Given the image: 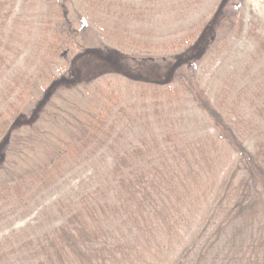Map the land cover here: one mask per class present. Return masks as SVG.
<instances>
[{"label":"rangeland","instance_id":"rangeland-1","mask_svg":"<svg viewBox=\"0 0 264 264\" xmlns=\"http://www.w3.org/2000/svg\"><path fill=\"white\" fill-rule=\"evenodd\" d=\"M63 3L77 30L67 56L52 52L49 43ZM10 7L7 23L0 18V42L10 47L0 54L1 241L57 229L62 222L57 207L76 203L83 189L93 187L99 173L119 159L122 150L116 146L90 147L71 159L60 155L82 139L85 118L103 109L95 101L111 93L117 109L139 102L130 104L127 117H137L145 104L149 119L142 116L121 131L125 121L119 118L110 141L143 139L141 152L156 164L176 163L178 146L210 153L201 170L204 185L217 188V199L221 186L229 180L238 184L244 173L234 159L224 167L212 160L234 152L227 141L219 143L214 123L194 99L195 89L264 162V0H11ZM140 122L146 123L136 125ZM202 142L218 150L201 153ZM51 160L63 165V177L47 188V177L39 179ZM207 211L182 230L184 238L174 237L175 251L157 253L155 244L127 247L128 264H225L220 245L207 246L212 233L205 231L211 223ZM259 211L264 214V203ZM260 222L246 227L238 240L257 241L264 217ZM262 246L257 264H264Z\"/></svg>","mask_w":264,"mask_h":264},{"label":"trees","instance_id":"trees-1","mask_svg":"<svg viewBox=\"0 0 264 264\" xmlns=\"http://www.w3.org/2000/svg\"><path fill=\"white\" fill-rule=\"evenodd\" d=\"M10 3L11 0H0V18L4 24L12 15ZM64 4L59 7L61 13H58V22L50 28L52 33L49 43L52 52L67 56L75 47L77 30ZM8 50L10 47L0 42V54ZM194 94L198 107L214 123L219 143L228 142L232 148L230 152H234H223V156L217 155L212 160L218 158L223 166L234 159L240 166L239 171L244 173L238 184L229 180L221 186L220 190L223 191L219 192L221 196L217 199L214 197L217 188L213 183L204 185L206 173L201 170L202 160L206 161L210 153L198 154L178 146L180 150L174 154L178 157L176 163L165 160V163L156 164L149 154L146 156L141 152L144 148L141 143L143 139L134 141L130 137L124 140L119 137L111 142L110 137L121 125L119 118L125 121L121 131L132 128L135 122L143 119L142 116L146 115L143 120L149 119V110L147 113L145 104H140L143 112L137 117H127L131 106L133 108L139 102H125L117 109L111 103L116 95L111 93L106 99L95 101L103 103V109H95L85 118L83 132L76 125L82 139L76 141L73 137L74 149L63 147L60 155L71 159L90 147L95 150H114L117 147L122 150L119 159L99 173V183L83 189L76 203L57 207L56 211L62 213V222L57 229L35 237L22 238L12 234L0 240V264H128L132 260V253L131 250L126 253L127 247H150L155 244L157 253L163 250L175 251L176 247L172 246L174 237L184 238L187 234L181 233L182 230L190 228L188 225L197 220L200 211L205 208L208 209L211 221L205 231L212 232L207 246L210 248L219 244L218 247L225 255V264H257L260 260L257 251L261 244V249H264L263 228L259 229L257 241L248 239L244 243L238 240V236L246 227H252L256 220L261 225L260 219L264 217L259 211L260 203H264V162L239 140L232 124L205 94L196 89ZM199 145L201 153L213 147L218 150L214 143L213 147L203 142ZM58 161L47 163V174L40 176L39 181L47 177V188L57 185L63 177V165L60 166ZM222 179L226 181V177ZM217 218L220 219L219 224L216 229H212ZM20 244L23 245L18 246ZM156 252L154 257H158Z\"/></svg>","mask_w":264,"mask_h":264},{"label":"water","instance_id":"water-1","mask_svg":"<svg viewBox=\"0 0 264 264\" xmlns=\"http://www.w3.org/2000/svg\"><path fill=\"white\" fill-rule=\"evenodd\" d=\"M70 75L72 76L73 75V69L71 68L70 70ZM74 81H76V79H74Z\"/></svg>","mask_w":264,"mask_h":264}]
</instances>
